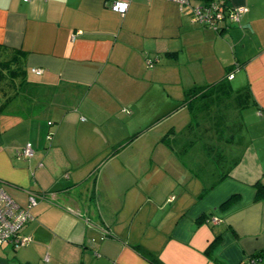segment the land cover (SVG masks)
<instances>
[{
    "label": "crops",
    "instance_id": "1",
    "mask_svg": "<svg viewBox=\"0 0 264 264\" xmlns=\"http://www.w3.org/2000/svg\"><path fill=\"white\" fill-rule=\"evenodd\" d=\"M115 1L0 0V190L38 197L0 264H264V0Z\"/></svg>",
    "mask_w": 264,
    "mask_h": 264
},
{
    "label": "built area",
    "instance_id": "2",
    "mask_svg": "<svg viewBox=\"0 0 264 264\" xmlns=\"http://www.w3.org/2000/svg\"><path fill=\"white\" fill-rule=\"evenodd\" d=\"M28 1V0H26ZM130 0H116L112 6V11L124 16L129 8ZM178 3L180 7L188 6L192 12L193 20L197 23L216 28L215 22L229 19L230 22H239L241 10H234L227 13L219 3H210L209 5H201L190 7L189 0H169ZM36 74H41V70H33ZM17 154L30 158L34 155V150L30 145L17 151ZM38 197L30 196L28 200V208L18 206L3 190H0V246H10L17 249L28 245L30 238L22 234L24 225L31 220L28 212L37 204ZM213 222L218 223L217 219Z\"/></svg>",
    "mask_w": 264,
    "mask_h": 264
},
{
    "label": "trees",
    "instance_id": "3",
    "mask_svg": "<svg viewBox=\"0 0 264 264\" xmlns=\"http://www.w3.org/2000/svg\"><path fill=\"white\" fill-rule=\"evenodd\" d=\"M208 3H204V5H209L211 0ZM223 7V6H222ZM244 91L238 90L234 91L230 88L229 84L226 83V80L220 81L217 84L210 85V86H204V87H194L192 89L186 90L184 92V104L186 107L193 108L196 105L202 104L204 102V105H209V107L213 104L215 106H219L220 102L227 101L225 104L221 105V107H224L227 109H231L234 104L230 103V101H236L238 96H243ZM230 106V107H229ZM229 107V108H228ZM253 259V258H252ZM250 259L252 262H247L246 264H256L255 260ZM260 261V260H259ZM259 264V263H258Z\"/></svg>",
    "mask_w": 264,
    "mask_h": 264
},
{
    "label": "rangeland",
    "instance_id": "4",
    "mask_svg": "<svg viewBox=\"0 0 264 264\" xmlns=\"http://www.w3.org/2000/svg\"><path fill=\"white\" fill-rule=\"evenodd\" d=\"M172 89V88H171ZM171 94L173 93V95L177 94L179 91V89L177 88V92H176V89H172L169 91Z\"/></svg>",
    "mask_w": 264,
    "mask_h": 264
}]
</instances>
